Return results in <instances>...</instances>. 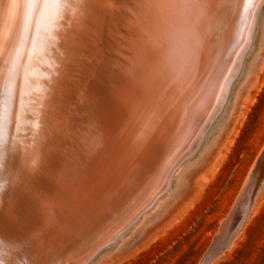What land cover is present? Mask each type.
<instances>
[{
    "label": "bare ground",
    "instance_id": "6f19581e",
    "mask_svg": "<svg viewBox=\"0 0 264 264\" xmlns=\"http://www.w3.org/2000/svg\"><path fill=\"white\" fill-rule=\"evenodd\" d=\"M262 1L0 0L1 264H78L171 185L238 75ZM75 171L91 190H73L63 174ZM106 201L120 212L105 219Z\"/></svg>",
    "mask_w": 264,
    "mask_h": 264
},
{
    "label": "rangeland",
    "instance_id": "374dc122",
    "mask_svg": "<svg viewBox=\"0 0 264 264\" xmlns=\"http://www.w3.org/2000/svg\"><path fill=\"white\" fill-rule=\"evenodd\" d=\"M260 9L253 42L242 54L241 61H244L238 75L236 72L230 78L228 89L229 86L231 88L229 91L227 89L225 99L213 114L214 121L207 128L197 151L192 154L193 149L177 163L174 173L170 175L171 185L158 193L152 203L143 207V214L137 215L128 231L125 232L128 227L121 230L109 243L99 245L102 247L105 244L101 250L92 251L96 253L88 264H202L252 167L264 150V0ZM226 54L225 61L230 56ZM142 61L145 62V59ZM130 89L131 94H137ZM208 101L211 102V98ZM206 113L201 111L200 115ZM119 130L128 131L124 127ZM77 131L75 129V133ZM86 138H81L85 144L101 153L114 155L107 144H97ZM105 142H110L108 136ZM109 150L111 153L107 152ZM89 163L99 169L105 165L101 158ZM122 164L125 163L121 162V166L125 167L126 164ZM66 174L63 175L70 178L68 183L76 184L72 186L73 190L77 189V194L92 189L88 182H82L81 179L86 177L82 172L75 171L73 177ZM131 176L134 174L131 173ZM96 179L104 182L99 175ZM57 186L60 188V185ZM70 194L66 191L63 195L67 198ZM113 195L115 198L132 197L123 192ZM96 197L101 198V194H96ZM84 198L88 201L92 199L88 193ZM75 201L73 206H76ZM104 208L105 219V213L120 212L109 201L104 203ZM69 213L72 214L71 211ZM93 229L100 231L102 228ZM90 254H86V258L81 259L83 262L80 260L78 264H85ZM207 264H264V183L254 196L232 244Z\"/></svg>",
    "mask_w": 264,
    "mask_h": 264
},
{
    "label": "water",
    "instance_id": "95a60500",
    "mask_svg": "<svg viewBox=\"0 0 264 264\" xmlns=\"http://www.w3.org/2000/svg\"><path fill=\"white\" fill-rule=\"evenodd\" d=\"M214 118L212 117L208 121L209 122L207 123L208 127L213 123ZM199 145L200 144L195 145L192 154L197 151ZM139 149L140 151L145 153L150 151V147L145 144L140 145ZM263 183H264V150L262 151L260 157L252 167L229 216L226 218V220L221 226L220 234L216 236L215 243L208 252V254L206 255V257L204 258L202 264H207L216 256L220 255L226 248H228L232 244L233 239L238 234L242 224L246 219L247 213L253 203L254 196L256 195L260 187L263 185ZM141 213L142 211L139 213V215ZM131 227L132 225H130L128 229L125 230V232L128 231ZM102 247L100 246V248H98L96 252L101 250ZM95 253L88 259V261L85 264H88L92 260V257L95 255ZM6 255L7 257H9L8 254ZM2 264H5V262L2 261Z\"/></svg>",
    "mask_w": 264,
    "mask_h": 264
},
{
    "label": "snow or ice",
    "instance_id": "6c2138e0",
    "mask_svg": "<svg viewBox=\"0 0 264 264\" xmlns=\"http://www.w3.org/2000/svg\"><path fill=\"white\" fill-rule=\"evenodd\" d=\"M134 7L141 8V7H147V4L144 2V0H140V3L134 4ZM210 6V3H209Z\"/></svg>",
    "mask_w": 264,
    "mask_h": 264
}]
</instances>
